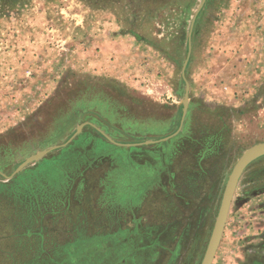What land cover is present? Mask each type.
Here are the masks:
<instances>
[{
	"label": "rangeland",
	"instance_id": "374dc122",
	"mask_svg": "<svg viewBox=\"0 0 264 264\" xmlns=\"http://www.w3.org/2000/svg\"><path fill=\"white\" fill-rule=\"evenodd\" d=\"M223 1L226 27L219 32ZM201 2L0 0V264H202L231 170L262 140L264 121L241 126L227 119L235 137L224 157L209 161L194 148L183 163L172 138L144 144L168 135L171 125L138 107L145 98L154 108L171 107L176 97L154 93L186 86L182 69ZM256 5L206 0L190 59H209L193 77L187 67L188 81L261 87L264 65L248 71L263 70L258 79L242 82L237 46L217 47L220 33L236 38V19L251 17L253 8L245 9ZM106 22V34L97 31ZM198 25L204 39L194 44ZM99 34L109 51L121 45L102 75L94 60ZM211 74L217 77L202 79ZM103 88L104 97L128 100L132 109L98 102ZM222 90L205 98L221 104L247 97ZM101 131L118 143L141 144H118ZM212 264H264V154L238 182Z\"/></svg>",
	"mask_w": 264,
	"mask_h": 264
},
{
	"label": "crops",
	"instance_id": "0c3cea01",
	"mask_svg": "<svg viewBox=\"0 0 264 264\" xmlns=\"http://www.w3.org/2000/svg\"><path fill=\"white\" fill-rule=\"evenodd\" d=\"M115 1L116 0H114V2ZM254 1L257 2L256 6L254 7L248 6L245 9V12L247 14V12H249L250 10L249 8H253L251 9L252 16L251 17L247 16L246 18L245 15H242L239 18L240 20L236 19L237 26L234 29L236 35L234 36V38L235 37L236 38L231 39L232 41H230L226 39V35H224V33L222 35L220 33L217 41L218 43L217 47L221 46L220 44L221 42H225L226 44V45L224 44L225 46L222 44L225 47V49L229 47L237 46L236 49L239 50V53L236 54V56L238 57V59H241L245 63L244 69H242L243 73L239 75V78L242 82H245L243 80L244 78L247 77L248 79L246 80H249L250 83H252L253 80L258 79L259 75L263 74V70L261 71L258 70V72L256 73H252V71L250 72L248 71L251 69H256L257 67L259 68V66L260 68H262V65H264V9H263L264 5L262 3L263 0H254ZM223 3H224L223 4L224 7L222 6L219 7V8H223L222 9L223 12H221L222 10H220L218 12L219 17L218 16L215 17V19H217V24L220 23V26H218L219 32H221L224 29V27H226L225 25L221 24V21L223 17L226 15V9L224 8H226L225 3L228 4V1L227 2L223 1ZM201 18L202 17H200L199 19V25L202 24ZM215 22L216 21H214L213 23L214 25L211 26L212 30L215 29ZM232 23H235V21ZM108 25H110V23L106 22V23H99L98 25L96 24L95 26L97 28V31L103 28L102 30L106 34L109 28ZM199 25L197 26L194 34V38H193L194 44H197L198 42L202 41V39H204L201 38V34L203 32L200 33ZM207 27L208 29H210V23L207 24ZM228 30H232V29L228 28ZM211 34L212 31L210 32L209 38L212 37ZM99 37L100 38H98L97 43L98 46H100L101 48L100 50L101 54L98 55V57L95 58L94 60H96L95 63H98L96 65V67H98L97 74L102 75L105 74L106 71L110 72L111 64H109V61L112 59L111 56H114L116 54L115 48L121 49V45L117 41V47L114 46L113 50L109 51L108 48L105 47V45H107L108 42L107 39L105 37L103 38V35L101 36V34H99ZM207 42L208 40H205V43ZM208 59L209 56L206 55V53L202 57L199 56L198 53L197 55L194 54L193 58L190 59L188 63L189 70L192 72L191 74H193L192 77L194 76L195 73H198V71H200L202 67H206ZM222 63H226V66H228L227 61ZM214 77H217V75L211 74L207 77H203L202 79L212 80ZM227 79L228 78H226V80ZM259 79L261 80L262 84L261 87L259 86V88L256 89H249L250 87H247L249 83H247V85L244 86L243 85L235 86L234 88H231L232 86L230 87V85H227L226 83L227 81L221 85L220 84L213 85L212 83H205V81L203 82L199 81V83L194 84V82H196L195 79H191L189 81L190 90L188 93V103L185 112H184L185 109L184 96L186 93V86L184 87L183 85H172L170 87L169 86L163 87L160 90L156 91V93H154L157 96V98L162 97V95L164 94H168V97L169 96L176 97V100L171 105V107L162 105V103H161L162 106L161 107L160 104L156 103V107L154 108L153 106H150L151 102H148L146 98L143 99L144 102L141 101L138 107L140 106V109L143 112H145L143 114L154 115L155 117L159 116L157 118L167 120L168 126L171 125L170 126L171 130L168 133V135L153 140H158L156 142L158 143V142L168 141L171 138L174 139L173 140L174 149L176 148L174 152L176 153V155L178 152L180 153L178 154L180 159L179 161L183 162L185 161L184 159H189L191 157H194V155L190 152L193 151L194 148L195 151L199 152L201 158L208 157L209 161H211L210 158L218 157L222 159L224 157V153L227 152L231 147V144L234 141V137H235V132H234L235 125L232 123V121L230 122L227 119L231 118L233 121L234 119H236L239 125L243 121H246V124L248 123L250 125L253 124L258 125L260 123H263L264 121V90H262L264 89L263 87L264 75L260 76ZM202 84L203 87H201ZM222 86L227 90L233 89L234 91H239V94H244L247 97L244 100H239V102L233 101L232 103L227 102L221 104L213 103L215 102L214 101L215 99H213V97L212 99L210 97L205 98L206 95L210 96L211 93H214V91L216 92V90L219 89L222 90ZM103 89L100 92H97L98 102L99 100L105 102L112 101L113 103L116 102L117 104H119L118 107L120 108L121 107L131 108L132 104L128 103L129 102L128 100L124 102V100H120L119 98L116 97H111L109 94H108V98L104 97L103 94L107 92V89L106 88ZM222 92L226 94L229 91L226 92V90L224 91L223 89ZM119 94L123 95L124 91L122 90V93L120 92ZM154 94H152V96H154ZM165 137L168 138L163 139ZM145 141H152V140H145ZM263 141H264V137L262 138V140L258 139L254 144ZM150 144H154V143H148L147 145ZM252 145H250L249 147H251ZM126 146H131V145H126ZM191 147H193V149ZM245 150H243L239 158L242 156ZM236 163L237 161L235 162V164ZM251 163L252 161L249 164ZM185 166L187 167L191 166V168H194L195 163L193 162L192 164H190L187 161V165ZM206 166L210 167L211 165L210 163H206Z\"/></svg>",
	"mask_w": 264,
	"mask_h": 264
},
{
	"label": "water",
	"instance_id": "95a60500",
	"mask_svg": "<svg viewBox=\"0 0 264 264\" xmlns=\"http://www.w3.org/2000/svg\"><path fill=\"white\" fill-rule=\"evenodd\" d=\"M205 2H206V0H202V2L200 3V5H199L194 17H193L192 26H191L190 34H189L188 55H187V58L185 60V63L183 65V69H182V75H183V78H184L185 83H186V93L184 96V104H185L184 112L186 111V108H187L188 93L190 90V83L186 77V69H187L188 63L190 61V56H191V52H192V33H193L195 21L198 17V14L200 13L202 8L204 7ZM101 132L111 141L118 143V142L114 141L112 138H110L108 135H106L103 131H101ZM76 133L73 135V137L76 135ZM166 138H168V137H165L163 139H166ZM157 141L158 140L145 141L144 144L145 143L146 144L156 143ZM118 144L133 145V143H118ZM134 144H141V143H134ZM56 147H58V146H54V147L48 149L46 152L51 151ZM262 154H264V141L256 143V144L252 145L251 147L247 148L244 151V153L242 154V156L237 160V163L235 164V166L233 167L232 172L230 173L229 179H228L226 186H225V190L223 193L219 213H218V216H217V219L215 222V226H214V229H213V232H212V235H211V238H210V241H209V244H208V247H207V250H206L202 264H212L213 263V260H214V257L216 255V251L218 249V246H219V243H220V240L222 238L223 231H224V227H225V224H226V221L228 218L232 199H233L236 187L238 185V182L242 176V173L245 170V168L247 167V165L252 160H254L255 158H257L258 156H260Z\"/></svg>",
	"mask_w": 264,
	"mask_h": 264
}]
</instances>
